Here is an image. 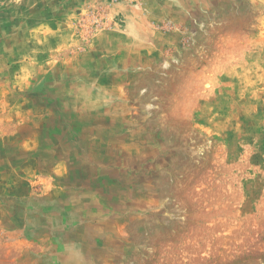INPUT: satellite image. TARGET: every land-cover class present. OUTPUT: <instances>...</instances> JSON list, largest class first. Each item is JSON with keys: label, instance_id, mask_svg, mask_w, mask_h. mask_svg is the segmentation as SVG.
<instances>
[{"label": "rangeland", "instance_id": "obj_1", "mask_svg": "<svg viewBox=\"0 0 264 264\" xmlns=\"http://www.w3.org/2000/svg\"><path fill=\"white\" fill-rule=\"evenodd\" d=\"M84 1L0 0V264H264V0Z\"/></svg>", "mask_w": 264, "mask_h": 264}, {"label": "crops", "instance_id": "obj_2", "mask_svg": "<svg viewBox=\"0 0 264 264\" xmlns=\"http://www.w3.org/2000/svg\"><path fill=\"white\" fill-rule=\"evenodd\" d=\"M94 1L95 0H87V1H84L81 6L76 7V8H74L72 10V12L69 14L70 15L69 18H74L75 19L76 16H77V14L79 15V13H80L79 10L84 9L86 7H90L91 3L94 2ZM160 1L161 0H147V7L150 9L152 6H154V8L157 7V6H161L163 3L160 2ZM120 10L122 11V14L128 20L129 27L130 28H133L134 29L133 31H137V32H135V35H136L139 32L138 30L141 28L140 26H142L143 23L136 18V15L133 12H131V11L127 10V9H124V8L123 9H120ZM145 24L146 25H149L148 23H145ZM135 26H136V29H135ZM138 37H140V36H138ZM71 38H73V37L71 36ZM75 38L76 37H74L73 39H75ZM75 41H73V42H75Z\"/></svg>", "mask_w": 264, "mask_h": 264}]
</instances>
